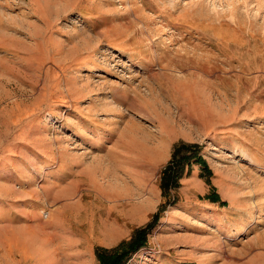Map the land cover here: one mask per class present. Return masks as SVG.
<instances>
[{
	"label": "rangeland",
	"instance_id": "rangeland-1",
	"mask_svg": "<svg viewBox=\"0 0 264 264\" xmlns=\"http://www.w3.org/2000/svg\"><path fill=\"white\" fill-rule=\"evenodd\" d=\"M117 86L137 89L146 101L134 100L127 112L143 132L153 131L145 136L157 145L159 165L144 179V195L159 187L160 202L128 241L98 249V257L115 258L143 230L146 243L121 264L165 243H175L173 264H264V0H0V167L7 154L9 162L35 166L42 147L73 149L74 119ZM159 102L173 112L163 134L157 107L147 110ZM179 143L197 155L181 162ZM253 185L261 189L254 224L225 238L237 247L194 246L195 234L215 239L190 227L194 235L161 237L176 208L202 219L201 208L228 209L231 195ZM15 195L16 206L31 205ZM10 205L0 195V208ZM25 249L0 229V264H29Z\"/></svg>",
	"mask_w": 264,
	"mask_h": 264
},
{
	"label": "crops",
	"instance_id": "crops-1",
	"mask_svg": "<svg viewBox=\"0 0 264 264\" xmlns=\"http://www.w3.org/2000/svg\"><path fill=\"white\" fill-rule=\"evenodd\" d=\"M114 90L112 95H97L100 100H95L97 97L91 100L93 104L86 117L74 119L72 129L79 140L77 147L71 149L61 145L55 150L42 147L43 161L35 166L31 162H9L11 155L8 154L4 157L0 189L7 191L0 195L12 205L0 208V229L7 227L14 240L23 241L24 258L29 264H100L98 249L112 250L128 241L158 208L159 187L150 193L151 196L144 195V179L151 180L159 165L157 145L145 136L153 131L143 132L127 112L133 110L134 100L146 101L138 96L135 88L117 86ZM163 103L147 106L148 111L157 107L156 129L162 134L165 131L162 121L167 117L173 119L169 105ZM95 108L102 111L95 112ZM145 151L149 153L147 156ZM39 177L42 183H38ZM17 184L23 189H18ZM257 190L261 189L253 185L246 195L234 193L230 197V207L225 210L201 208L202 219L186 212L188 209H182L184 206L176 208L168 226L159 233L172 240L179 237L173 231L194 235L187 229L190 227L215 239L205 238V241L202 234H195L191 236L196 241L194 246L204 245L220 253L224 248H235L237 244L225 238L237 236L254 224L256 198L261 196ZM15 193L23 194L31 205L16 206ZM46 203L52 206L47 209ZM44 208L48 216H44ZM178 222L182 225L177 227ZM253 229L257 230L256 226ZM208 242H213L210 247H207ZM174 244L165 243L167 249L162 244L156 249L155 245L156 252L141 260L143 252L136 254L128 264H173L176 259L171 251ZM145 248L153 246L149 244Z\"/></svg>",
	"mask_w": 264,
	"mask_h": 264
},
{
	"label": "trees",
	"instance_id": "trees-1",
	"mask_svg": "<svg viewBox=\"0 0 264 264\" xmlns=\"http://www.w3.org/2000/svg\"><path fill=\"white\" fill-rule=\"evenodd\" d=\"M193 146L186 145L179 143L175 146V154L179 156V160L181 162H185L190 160L193 156L197 155L196 151H193L191 154H188L190 151V148ZM199 161L201 158L199 157ZM146 243V231H139L136 233L135 237L128 243L127 249L122 252L120 255L116 256L115 258H112L110 260H107L102 253L99 252V257L101 259V264H121V262L131 253L135 250L139 249L141 246H143Z\"/></svg>",
	"mask_w": 264,
	"mask_h": 264
},
{
	"label": "built area",
	"instance_id": "built-area-1",
	"mask_svg": "<svg viewBox=\"0 0 264 264\" xmlns=\"http://www.w3.org/2000/svg\"><path fill=\"white\" fill-rule=\"evenodd\" d=\"M44 216H48V212L47 211L44 212Z\"/></svg>",
	"mask_w": 264,
	"mask_h": 264
},
{
	"label": "bare ground",
	"instance_id": "bare-ground-1",
	"mask_svg": "<svg viewBox=\"0 0 264 264\" xmlns=\"http://www.w3.org/2000/svg\"><path fill=\"white\" fill-rule=\"evenodd\" d=\"M91 8V7H90Z\"/></svg>",
	"mask_w": 264,
	"mask_h": 264
}]
</instances>
